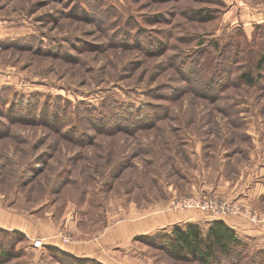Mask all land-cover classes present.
Instances as JSON below:
<instances>
[{"label": "rangeland", "instance_id": "rangeland-1", "mask_svg": "<svg viewBox=\"0 0 264 264\" xmlns=\"http://www.w3.org/2000/svg\"><path fill=\"white\" fill-rule=\"evenodd\" d=\"M263 50L264 0H0V264H98L62 247L187 196L264 222ZM171 228L131 240L139 264H209Z\"/></svg>", "mask_w": 264, "mask_h": 264}, {"label": "crops", "instance_id": "crops-1", "mask_svg": "<svg viewBox=\"0 0 264 264\" xmlns=\"http://www.w3.org/2000/svg\"><path fill=\"white\" fill-rule=\"evenodd\" d=\"M244 188V187H243ZM243 188L241 192L243 191ZM238 193L237 199L246 200L251 199L255 194L252 192ZM228 195V194H226ZM260 195V194H259ZM264 196V193L261 194ZM229 197H232L230 194ZM256 198L258 196H255ZM249 199V200H250ZM248 201V200H247ZM243 202V201H242ZM155 218V219H154ZM149 219L138 220L131 223H120L115 227H111L91 240L84 242H77L75 244L65 245L62 248L68 249L71 253L79 257H90L102 264H139L137 261H143L147 258L148 253L138 252L132 247L131 240L139 241L140 238L146 234L151 233L159 228L186 223L198 224L202 229H206L208 224L215 219H222L228 226L233 228L238 237L243 240L252 239L259 246L264 247V222L258 225L247 224L237 218L211 217L193 212H164L159 216ZM81 243V244H79ZM147 260V259H145Z\"/></svg>", "mask_w": 264, "mask_h": 264}, {"label": "trees", "instance_id": "trees-1", "mask_svg": "<svg viewBox=\"0 0 264 264\" xmlns=\"http://www.w3.org/2000/svg\"><path fill=\"white\" fill-rule=\"evenodd\" d=\"M199 17L204 20L210 16L200 15ZM256 67L259 70L264 67V50L260 52L256 60ZM240 79L247 83L255 82L254 75L248 71L242 72ZM160 244L177 258H193L202 263L209 264L238 263V261H241L242 256H244L245 250L244 240L239 238L236 231L222 219L213 220L208 224L206 229H202L200 225L192 223L184 225L174 224L169 232H166L161 237ZM63 251L66 252V250ZM234 251L235 254H233ZM1 254L12 257L10 252H1ZM223 256L229 260L230 257H235L229 261L224 259ZM83 259L102 264L90 257H84ZM262 262L264 261L258 259V256L252 255L245 264H262Z\"/></svg>", "mask_w": 264, "mask_h": 264}, {"label": "built area", "instance_id": "built-area-1", "mask_svg": "<svg viewBox=\"0 0 264 264\" xmlns=\"http://www.w3.org/2000/svg\"><path fill=\"white\" fill-rule=\"evenodd\" d=\"M212 200L206 199V197L197 198L195 196H187L184 197L182 203H180L181 208H195L200 212L202 215L217 217L219 214L229 213V212H236L237 205L236 204H227L225 201L221 202V204L216 205L211 203ZM247 215L252 219L251 221L255 220L256 212L255 210L249 209L247 210ZM64 241H68L69 238L62 236ZM45 238L42 236L36 237L32 239V243L35 246H40L44 244Z\"/></svg>", "mask_w": 264, "mask_h": 264}]
</instances>
